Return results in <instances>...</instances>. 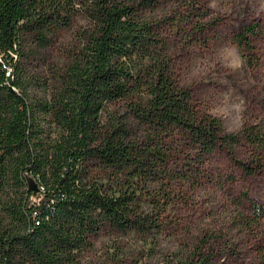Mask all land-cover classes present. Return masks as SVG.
<instances>
[{"label":"trees","instance_id":"1","mask_svg":"<svg viewBox=\"0 0 264 264\" xmlns=\"http://www.w3.org/2000/svg\"><path fill=\"white\" fill-rule=\"evenodd\" d=\"M208 1L0 0V264H82L103 233L174 240L157 264H264V203L247 190L220 226L184 227L235 173L264 170V119L229 130L179 77L178 50L218 35Z\"/></svg>","mask_w":264,"mask_h":264},{"label":"rangeland","instance_id":"2","mask_svg":"<svg viewBox=\"0 0 264 264\" xmlns=\"http://www.w3.org/2000/svg\"><path fill=\"white\" fill-rule=\"evenodd\" d=\"M208 5L220 19L218 35L208 46L190 45L178 50V73L181 81L193 88L202 109L223 117L227 128L236 131L264 119V0H209ZM247 24L258 27V35L238 47L236 33ZM78 29L76 22L60 32L51 49L53 61L62 64L69 60L77 45ZM251 152V147L243 144L241 157ZM226 186L230 193L217 194L222 202L215 204L218 209H187L184 227L187 222L197 230L209 222L220 226L227 212L235 208L232 199L241 198L245 190L264 203V170L247 178L235 173L233 184ZM212 211L213 219L209 215ZM173 242L164 239L155 248L142 240L103 233L94 239L82 264H157L162 247H174ZM241 243L250 255L254 253L249 248L252 237L242 238Z\"/></svg>","mask_w":264,"mask_h":264},{"label":"water","instance_id":"3","mask_svg":"<svg viewBox=\"0 0 264 264\" xmlns=\"http://www.w3.org/2000/svg\"><path fill=\"white\" fill-rule=\"evenodd\" d=\"M28 181H29V188L31 190L37 191L38 187H37L36 183L34 182V180L31 177H29Z\"/></svg>","mask_w":264,"mask_h":264}]
</instances>
